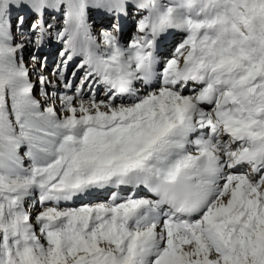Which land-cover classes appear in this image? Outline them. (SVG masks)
Returning a JSON list of instances; mask_svg holds the SVG:
<instances>
[{
  "label": "snow or ice",
  "instance_id": "6c2138e0",
  "mask_svg": "<svg viewBox=\"0 0 264 264\" xmlns=\"http://www.w3.org/2000/svg\"><path fill=\"white\" fill-rule=\"evenodd\" d=\"M0 264H264V0H0Z\"/></svg>",
  "mask_w": 264,
  "mask_h": 264
},
{
  "label": "rangeland",
  "instance_id": "374dc122",
  "mask_svg": "<svg viewBox=\"0 0 264 264\" xmlns=\"http://www.w3.org/2000/svg\"><path fill=\"white\" fill-rule=\"evenodd\" d=\"M104 23H105V25H107V24H108V21H105ZM30 53H31V49H28V50L25 51V54H24L25 62H26V59L30 61V62L28 63L29 65H31V63H32V62H31V59H29V58H30ZM47 74H48V73H47ZM33 80L35 81V77H33Z\"/></svg>",
  "mask_w": 264,
  "mask_h": 264
},
{
  "label": "bare ground",
  "instance_id": "6f19581e",
  "mask_svg": "<svg viewBox=\"0 0 264 264\" xmlns=\"http://www.w3.org/2000/svg\"><path fill=\"white\" fill-rule=\"evenodd\" d=\"M29 59H30V58H29ZM29 62H30V61L26 59V63L28 64ZM29 66H31V65H29Z\"/></svg>",
  "mask_w": 264,
  "mask_h": 264
}]
</instances>
